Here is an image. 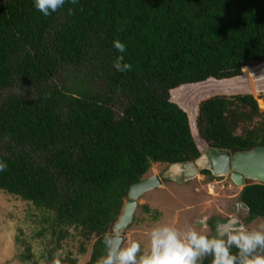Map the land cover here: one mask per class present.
Masks as SVG:
<instances>
[{
  "label": "trees",
  "instance_id": "1",
  "mask_svg": "<svg viewBox=\"0 0 264 264\" xmlns=\"http://www.w3.org/2000/svg\"><path fill=\"white\" fill-rule=\"evenodd\" d=\"M117 39L131 71L113 67ZM259 61L264 0H78L48 17L0 0V190L93 237L97 264L130 186L203 152L171 91ZM194 127L207 147L264 146V93L207 98ZM238 200L246 221L264 218V184L246 181Z\"/></svg>",
  "mask_w": 264,
  "mask_h": 264
},
{
  "label": "rangeland",
  "instance_id": "2",
  "mask_svg": "<svg viewBox=\"0 0 264 264\" xmlns=\"http://www.w3.org/2000/svg\"><path fill=\"white\" fill-rule=\"evenodd\" d=\"M255 64L249 70L250 78L238 82L246 85L249 81L245 91L259 95L264 93V72L261 75ZM232 80L208 81L230 83ZM225 82L220 83L219 92H224ZM183 85L172 90L171 96L173 101L187 109L191 129L203 151L207 145L196 134L194 118L198 106L196 110L194 106L204 97L202 91L206 86L198 87L201 83L196 84L198 86ZM230 93L227 91L224 95ZM259 120L255 119L254 124ZM167 167L168 164H152L144 178L161 176ZM212 184L213 188L210 187ZM241 189V186L231 182L229 176L211 179L199 173L183 184L162 180L160 186L139 198L134 220L123 231L124 241L121 246H126L129 241H137L143 252L149 248L148 233L151 229L165 224L180 230L191 226L209 237L216 235L217 222H226L231 218H236L249 230L258 229L264 223V218L246 221L247 211L241 208L238 200ZM146 205L148 210L144 209ZM93 240V237L86 238L73 226L56 225L51 212L0 190V264H53L57 259L60 264H72L73 260L76 261L73 264H86Z\"/></svg>",
  "mask_w": 264,
  "mask_h": 264
},
{
  "label": "clouds",
  "instance_id": "3",
  "mask_svg": "<svg viewBox=\"0 0 264 264\" xmlns=\"http://www.w3.org/2000/svg\"><path fill=\"white\" fill-rule=\"evenodd\" d=\"M66 3L76 5L78 0H34V7L48 17ZM68 14L74 15V9L69 8ZM113 46L121 53L113 62L114 69L121 73L131 71L132 65L124 62L126 45L117 39ZM7 167L0 161V172ZM148 236L149 248L142 252L139 242L129 241L126 246H121L118 233H105L106 255L101 256L97 264H197L209 256L212 257L211 264H264V223L258 229L249 230L232 218L217 224L216 235L212 237L191 226L180 230L165 224L153 227ZM233 248L237 250L235 254ZM53 264H60V261L57 259Z\"/></svg>",
  "mask_w": 264,
  "mask_h": 264
},
{
  "label": "water",
  "instance_id": "4",
  "mask_svg": "<svg viewBox=\"0 0 264 264\" xmlns=\"http://www.w3.org/2000/svg\"><path fill=\"white\" fill-rule=\"evenodd\" d=\"M255 66L262 75L264 72V61H259L255 64ZM250 69L251 68H246L242 74L229 77V79H234L230 83H226L225 81H216L217 83H212L213 81L208 80H223L226 78L217 79L214 77H209L206 80L200 82L187 83L185 84L186 86L183 85L184 87H187L188 85H196L201 83L200 86H196H206V89L202 91L204 97L198 100L194 106V110H196L197 106L199 107L201 101L216 95L232 96L241 94L255 96L256 94L245 91L248 88L247 86H249V81L246 85H240V82H238L242 80L245 81L246 79L250 78ZM221 82H225L224 92H219V87L222 85L220 84ZM259 87L262 88L260 85ZM237 89L239 91H237ZM221 90H223V88ZM227 91H231V95H224L227 93ZM170 100L176 103L173 101L172 96H170ZM176 104L187 113V109L184 108L183 105L180 103ZM199 160L201 163H199ZM204 169L209 170L214 177L229 176L231 182L234 185L241 186L242 188L245 186L246 181H254L264 184V146H256L249 150L233 152L228 149L207 147L203 150L197 160L168 164V167L162 172L161 176L153 175L148 179L131 185L128 190L127 198L123 201L118 218L112 226L111 235L118 233L119 240L121 244L123 243V231L134 220L135 211L139 204V198L147 191L160 186L162 184V180H169L183 184L196 177ZM240 206L247 211V207L243 203H241ZM238 222L239 224L243 225L239 220ZM219 223L225 222H217L215 225V231L216 226ZM202 261L203 259L198 261L197 264H202Z\"/></svg>",
  "mask_w": 264,
  "mask_h": 264
},
{
  "label": "built area",
  "instance_id": "5",
  "mask_svg": "<svg viewBox=\"0 0 264 264\" xmlns=\"http://www.w3.org/2000/svg\"><path fill=\"white\" fill-rule=\"evenodd\" d=\"M210 187H211V188H213V187H214V185L212 184Z\"/></svg>",
  "mask_w": 264,
  "mask_h": 264
},
{
  "label": "bare ground",
  "instance_id": "6",
  "mask_svg": "<svg viewBox=\"0 0 264 264\" xmlns=\"http://www.w3.org/2000/svg\"><path fill=\"white\" fill-rule=\"evenodd\" d=\"M199 163H201V161L199 160ZM211 189V188H210Z\"/></svg>",
  "mask_w": 264,
  "mask_h": 264
}]
</instances>
